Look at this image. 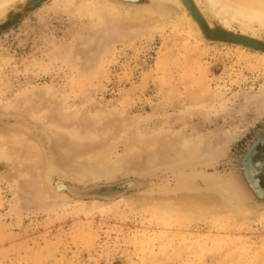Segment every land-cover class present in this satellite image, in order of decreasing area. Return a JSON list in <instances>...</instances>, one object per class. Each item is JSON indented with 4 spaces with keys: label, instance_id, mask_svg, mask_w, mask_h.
Masks as SVG:
<instances>
[{
    "label": "rangeland",
    "instance_id": "374dc122",
    "mask_svg": "<svg viewBox=\"0 0 264 264\" xmlns=\"http://www.w3.org/2000/svg\"><path fill=\"white\" fill-rule=\"evenodd\" d=\"M30 1L0 13V264H264V51L184 9L264 25L209 0ZM183 188L222 199L191 214Z\"/></svg>",
    "mask_w": 264,
    "mask_h": 264
},
{
    "label": "bare ground",
    "instance_id": "6f19581e",
    "mask_svg": "<svg viewBox=\"0 0 264 264\" xmlns=\"http://www.w3.org/2000/svg\"><path fill=\"white\" fill-rule=\"evenodd\" d=\"M11 1L13 2V0H0V13H2L3 11L6 10L7 5L9 3H11ZM58 1H60V3ZM58 1H56V2L61 4V3H64V2H71L72 0H58ZM125 1H129V0H125ZM136 1H138V0H134V2H136ZM169 1L175 2L176 4L182 6V8L185 7V6H188V3H187L188 0H150V6L148 7V9L146 11H149L150 13H155V14L159 13L161 15L162 14L164 15L169 10L168 6H167ZM209 2H210L211 5H213L216 8L215 12H217V14L219 16L220 15H224L225 19H223L222 21H223V23L225 25H227V27L228 26L232 27L231 21H234V20H240L244 26H249V25L253 24L254 21H259V23L261 25H264V0H209ZM98 3H101V6H100V8H101L100 10L101 11L109 13V14L115 16V17L119 16L118 14H120V12H121L120 11L121 8L119 7V5L112 4L110 2H104L102 0L101 1L99 0ZM59 4H56V5L59 6ZM102 4H104V5H102ZM63 5H65V3ZM187 11H188L187 8H186V10L184 9L185 18L187 19L191 29L196 34L202 35V28L203 27H202L201 23L203 21H202L201 17H198V16L192 17L191 15L189 16ZM122 12H123V10H122ZM142 13L143 12L140 9H138V10H135L134 12H132V14H130V15H132L131 18L137 19V17H140V19H141V17H145ZM159 14H157V15H159ZM150 17H148L147 19H149ZM204 17H206V16H204ZM157 20H158V18H157ZM150 22L152 23V20ZM132 36H134V35H132ZM116 42H118V41H116ZM256 163H257V161H256ZM260 164H261V166H259V167H261L260 169H264V158L260 161ZM256 172H258V171H256ZM133 182L134 181H132L131 183H133ZM131 183H129V184H131ZM134 184L138 185V182L136 181ZM57 187H58L59 190H62V189H66L67 185H65L64 183H59V185ZM218 189H220V188H218ZM181 191L183 193L182 196L183 197L185 196V199L183 200L181 198V201L177 199V202L174 205L177 208H179V209H183V211L185 210V211H187V212H189L191 214H195V215H197L199 213L204 214L207 211L208 208H210L209 210H211V209L214 210V208L218 207V204H219L218 202L221 201V199H222V198H220L221 195L218 194V193H208V195L206 197L203 196L201 199L195 198L196 196L195 197L189 196L188 198H186L187 197L186 195H189L186 192H191V189L183 188ZM219 191H222V190L220 189ZM222 192H224L225 195H226L225 191H222ZM233 194H234V192H233ZM198 196H199V194H198ZM224 199H226V198L224 197ZM226 200H225V202H226ZM165 205H167V203ZM235 205H237V204H235ZM168 206H165V208L168 207ZM230 206L232 207V205H230ZM206 214H208V213H206ZM220 215L222 216V214H219V216ZM192 217H193V215H192Z\"/></svg>",
    "mask_w": 264,
    "mask_h": 264
},
{
    "label": "water",
    "instance_id": "95a60500",
    "mask_svg": "<svg viewBox=\"0 0 264 264\" xmlns=\"http://www.w3.org/2000/svg\"><path fill=\"white\" fill-rule=\"evenodd\" d=\"M41 2L42 0H32L29 3H27V6L35 7ZM17 18H18V14H15L11 16L8 20L10 23H13L17 20ZM206 25L207 23L204 24V28L202 29V35L207 39L212 38V39H220L223 41H230L253 49L264 51V39H257L251 36L244 35L239 32H232L222 27L220 24L209 28H207ZM1 29H2V25H0V30ZM256 193L258 194V192ZM258 196L260 197L259 194Z\"/></svg>",
    "mask_w": 264,
    "mask_h": 264
}]
</instances>
